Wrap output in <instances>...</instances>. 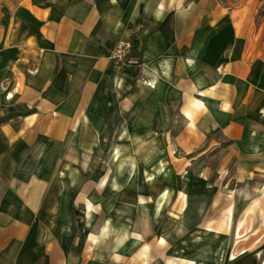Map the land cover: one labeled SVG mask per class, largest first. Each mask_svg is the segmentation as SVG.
<instances>
[{
  "label": "crops",
  "instance_id": "1",
  "mask_svg": "<svg viewBox=\"0 0 264 264\" xmlns=\"http://www.w3.org/2000/svg\"><path fill=\"white\" fill-rule=\"evenodd\" d=\"M224 26L230 40L219 43ZM232 31V9L199 0H0V264H264L250 240L256 209L238 247L254 246L230 258L245 210L264 206L263 185L234 196L224 176L242 158L257 165L238 162L235 175L264 174V134L222 107L233 98L217 64L235 61ZM131 38L138 73L110 60ZM100 142L160 146L118 145L101 164Z\"/></svg>",
  "mask_w": 264,
  "mask_h": 264
},
{
  "label": "rangeland",
  "instance_id": "2",
  "mask_svg": "<svg viewBox=\"0 0 264 264\" xmlns=\"http://www.w3.org/2000/svg\"><path fill=\"white\" fill-rule=\"evenodd\" d=\"M199 1L201 2L203 8L209 7L212 9L214 6H218L219 4L220 5L222 4L227 6L229 9H232L233 11L232 33L234 39L235 61L232 64H228V65H225L224 63L217 64L218 67L217 70L220 72L222 71L224 66L226 67L225 69H223L222 72L228 73L227 81L232 90L233 101L232 103H228V106L223 104L222 107L225 109H229V107L231 106L232 118L230 117V119L235 121H240L241 123L245 124L246 129L248 131H255L258 129L262 134H264V0H219L218 1L219 4H216L215 2H210L209 0H199ZM226 18L223 15L222 17L217 18L218 19L217 21L219 23H225ZM204 19H205V15L203 12V21ZM207 22L211 23L212 25L214 23H217L214 16L208 19ZM230 32L231 30L229 26L220 29L217 32L219 36L218 37L219 43H224L227 37L228 40H230V36H229ZM216 39H217L216 36H211L212 42H210V40L207 42V44L205 45V50H213L214 47L216 46L215 45ZM128 60L129 59L127 58V60L122 61V63L118 67H122L125 69H130L131 67H134L136 71L137 69L140 70L141 67L140 62L138 63L135 58H133V63H130ZM212 81H216V80H212ZM107 129L112 131V128H107ZM152 129L155 133L158 134L164 133L166 131V128H162L160 126L154 127ZM177 129L179 128L178 127L171 128V134L175 135ZM140 133L144 134L145 128H139V134ZM168 138L170 141L171 140L170 135ZM169 141L166 143V146L168 145V147L170 145ZM118 145L121 146V152L124 151L128 152L126 154H129L131 150H133L132 152L139 151V154L141 153V151L144 152L147 149L152 150L151 148H149V146L153 147V153H154V152H158L157 148L158 146H160V144L157 143L116 144L113 142H108V143L100 142L95 144V150L97 151L99 150L100 154H94L93 156L98 158L100 156L99 158L100 162L102 160L101 158L105 154H109V156L115 155L114 157L117 158V156L120 155L119 153H116L117 149L120 150V147ZM172 146L174 148L173 144ZM56 147L59 148L58 150H60L59 146ZM169 152L172 154V149H169ZM174 153H175V148H174ZM59 158L60 156L58 154L56 158H53L49 161L52 163L53 166L59 165ZM218 159H219V154L216 153L215 157L210 160V165L216 166ZM97 161L98 160L96 159L95 162ZM26 162L28 166L30 160H26ZM153 162H155V159ZM238 162H240L242 166L246 165L248 168H252V166L256 167L258 160L257 159L248 160L242 158L240 160L234 159L231 162H229L228 171L224 176L225 178L228 179V184L232 188L233 195L235 196L236 194L235 190L233 189L240 188V194H242V191H244L246 187H249L247 185H250L251 188L253 189L258 188L261 185H263L264 188V174L260 176L251 175L249 177H247L246 175L245 176L235 175ZM99 167H97L93 171L97 172ZM105 168L106 171L109 172L108 174H111L114 171V164H106ZM246 190H250V189H246ZM91 195L93 196V194ZM243 200L244 199L239 201H243ZM233 208L234 206L232 207V209ZM236 208L241 209L240 204H238ZM256 210H258L259 213L257 212L254 215L259 214L262 218L259 224H254V226L256 225L255 226L256 230L254 231L255 235H253V237L250 240L256 241L258 246L260 245L254 250H264V231L262 232V230L259 229V226L264 224V217L262 215L264 214V206L259 205L256 207ZM77 213H79L78 208H76L73 211V214H77ZM77 227H80L79 224H77ZM252 229L253 226L252 223H250L248 230L251 231ZM234 238H236V234ZM241 248L237 247L236 249L237 251L235 252H238V250H240Z\"/></svg>",
  "mask_w": 264,
  "mask_h": 264
},
{
  "label": "bare ground",
  "instance_id": "3",
  "mask_svg": "<svg viewBox=\"0 0 264 264\" xmlns=\"http://www.w3.org/2000/svg\"><path fill=\"white\" fill-rule=\"evenodd\" d=\"M178 6L180 5V1L177 3ZM163 6L161 5L160 6V9H162ZM145 86L149 87V88H154V86L150 83H146L145 82ZM201 96V94H199ZM190 104L192 106V108H195L196 110H204L205 109V106H204V103L199 100L198 98H193L191 101H190ZM184 116L190 121L192 122V114H191V111L187 108L184 110ZM74 162H78V160H74ZM80 165L83 167V168H87L89 166L88 162L87 161H81L80 162ZM102 185H106V182L105 180L102 182ZM261 204H259V202L256 200L255 202L252 203V206L250 205L246 210H245V213L244 215L242 216V219L239 220V222L237 223V230H236V242H235V245L236 247L239 246L240 242L242 241L243 237H244V233H246L247 231L249 232L248 228H249V225H250V222H251V217H252V213L254 211V209H256L257 206H259ZM231 209V208H230ZM243 241H246V240H243ZM252 246H254V244L248 246V247H243L241 248L240 250H238V252H234L232 254V256L230 257L232 260L236 259L240 254H244L246 251L244 250H251ZM145 251V250H144ZM239 253V254H238ZM238 254V255H236ZM142 256H144V254H142Z\"/></svg>",
  "mask_w": 264,
  "mask_h": 264
},
{
  "label": "built area",
  "instance_id": "4",
  "mask_svg": "<svg viewBox=\"0 0 264 264\" xmlns=\"http://www.w3.org/2000/svg\"><path fill=\"white\" fill-rule=\"evenodd\" d=\"M132 45L129 40L119 42L115 49L113 50L110 60L115 66H119L122 61L129 59L130 63H133V58L131 57ZM137 61V60H136Z\"/></svg>",
  "mask_w": 264,
  "mask_h": 264
},
{
  "label": "trees",
  "instance_id": "5",
  "mask_svg": "<svg viewBox=\"0 0 264 264\" xmlns=\"http://www.w3.org/2000/svg\"><path fill=\"white\" fill-rule=\"evenodd\" d=\"M131 45H132V49H131V57L135 58L136 60H139L140 57V53H139V43L136 39L131 38L130 39ZM138 73V70H137ZM137 73L135 74V77L137 75Z\"/></svg>",
  "mask_w": 264,
  "mask_h": 264
}]
</instances>
